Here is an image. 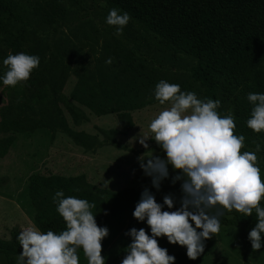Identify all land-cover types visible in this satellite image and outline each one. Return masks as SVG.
I'll return each instance as SVG.
<instances>
[{
	"label": "rangeland",
	"instance_id": "rangeland-1",
	"mask_svg": "<svg viewBox=\"0 0 264 264\" xmlns=\"http://www.w3.org/2000/svg\"><path fill=\"white\" fill-rule=\"evenodd\" d=\"M15 1L25 24L9 20L8 33L15 37L26 30L34 45L33 55L40 58L38 70L46 74L47 68L54 67L52 78L64 81L57 103L72 136L81 135L90 145L84 149L61 130L0 134V139L13 140L6 157L0 159V205L10 204L11 229L18 226L21 231L33 226L34 209L27 192L31 175L63 176L112 194L137 191L145 177L140 159L144 163L152 157L166 159V153L153 139L146 141L147 149L139 142L141 136L151 135V121L171 107V101L161 105L156 100V85L161 80L178 84L181 92L195 93L198 99L202 98V89L190 76L194 59L173 53L155 34L145 32L138 47L133 43L118 44L116 28L106 23V17L114 8L105 1ZM109 59L111 63H107ZM140 104L145 106L138 107ZM5 105L0 89V110ZM95 105L125 110L132 127L127 129L130 122L127 118L121 121L117 113L97 115L92 109ZM222 105L219 115L224 117L229 114V101ZM243 152L256 150L243 147ZM256 155V166L264 181V156L260 152ZM168 171L169 176L161 182L159 190L153 187L151 177L146 181V188L162 205L163 197L171 194L174 207L169 209L164 205L162 210L175 211L181 206L183 181L173 184L172 178L179 173L173 168ZM139 200L134 205L125 201L110 203L105 224L109 235L102 241L105 264H121L127 255L126 247L132 242L131 237L125 235L131 228H144L151 235L146 219L140 222L133 217ZM98 206H103L100 197ZM260 207L264 208V201L260 202ZM211 214H216V210ZM219 216L230 217V212L224 210ZM3 232L0 229V234L4 235ZM157 241L175 257L174 264H264V251L246 252L239 231L234 227L220 228L215 236L207 239L204 252L192 262L182 256L187 253L186 247L173 245L166 237H158ZM0 264H5L1 256ZM79 264H87L84 253L79 256Z\"/></svg>",
	"mask_w": 264,
	"mask_h": 264
},
{
	"label": "trees",
	"instance_id": "trees-1",
	"mask_svg": "<svg viewBox=\"0 0 264 264\" xmlns=\"http://www.w3.org/2000/svg\"><path fill=\"white\" fill-rule=\"evenodd\" d=\"M110 7L118 9L121 14L128 13L130 20L117 35V43H133L138 47L143 42L147 31L160 38V43L173 53L192 57L195 64L190 68V76L202 89L200 100H219V113L222 103L229 101L228 109L235 122L234 134L243 135V147L256 150L264 156V131L254 132L247 126L254 107L247 99L249 93L264 94V0H102ZM21 9L15 0H0V89L6 105L0 110V134L26 133L46 129L51 132L61 130L72 136L64 114L57 103L58 91L63 80L53 79L54 67L40 72L32 70L30 78L15 87L3 84V78L9 70L3 64L8 55L25 53L33 55L34 45L26 30L15 37L8 33V21L14 20L25 24L19 15ZM62 72V71H61ZM140 104L138 107H143ZM97 115L117 113L120 120L129 116L119 107H92ZM83 135V134H82ZM84 149L81 135L72 136ZM12 138L0 139V158L6 157L12 145ZM242 147V148H243ZM172 166L169 165L168 169ZM149 176L144 177L141 186L135 192L94 190L92 186L70 178L49 174L31 175L28 179V197L34 209L32 222L42 233L53 231L56 234L66 230V222L57 212V203L53 197L57 191H63L64 197L86 199L95 207L90 211L95 215L99 227H105L107 211L111 202L125 201L134 205L141 198ZM2 180H0L1 182ZM99 197L103 206H98ZM264 199L261 200V203ZM220 228L234 227L239 231L244 249L248 253L264 251V234L262 247L253 251L248 233L257 221L255 210L251 216H245L236 210L230 217L219 216ZM201 231V230H200ZM20 231L13 227L10 239H0V256L5 264H17L22 246L17 240ZM204 241V244H206ZM83 253L78 249V257ZM182 256L188 261L193 260Z\"/></svg>",
	"mask_w": 264,
	"mask_h": 264
},
{
	"label": "clouds",
	"instance_id": "clouds-1",
	"mask_svg": "<svg viewBox=\"0 0 264 264\" xmlns=\"http://www.w3.org/2000/svg\"><path fill=\"white\" fill-rule=\"evenodd\" d=\"M118 11L111 9L106 23L116 28V35H121L130 16ZM39 63L40 58L35 55H8L3 61L9 69L3 84L15 87L27 81ZM155 98L161 105L171 101V107L151 121V135L141 136L139 142L147 149L146 141L153 139L166 153V159L152 157L147 163L140 159V167L152 178L157 190L169 176L168 166L177 170L179 174L172 178V183L183 181L181 206L175 211H163L164 205L174 207L172 195H165L162 205L145 188L133 217L140 222L146 219L151 235L144 228L135 227L125 233L132 242L126 247L127 255L121 264H174L175 257L159 246L158 237L186 247L187 257L197 259L204 252V241L219 232V215L224 210H236L245 216H251L255 210L258 222L248 233V239L254 252L260 250L264 234V208L260 207L264 181L256 166L260 145H256V152L241 153L245 137L234 134L236 125L231 113L224 117L218 114L219 100L202 101L195 93L181 92L178 84L164 80L156 85ZM247 99L254 105L247 126L257 133L264 131V94L249 93ZM53 201L66 222V230L56 234L42 233L35 226L23 228L17 236L23 249L17 264H79L78 249L83 250L87 264H105L102 241L109 230L97 225L90 211L95 205L86 199L65 198L63 191H57ZM213 209L216 214H211Z\"/></svg>",
	"mask_w": 264,
	"mask_h": 264
},
{
	"label": "crops",
	"instance_id": "crops-1",
	"mask_svg": "<svg viewBox=\"0 0 264 264\" xmlns=\"http://www.w3.org/2000/svg\"><path fill=\"white\" fill-rule=\"evenodd\" d=\"M1 159V158H0ZM0 198H2V196H0ZM8 208H10V204L6 205L4 207V205H0V229L2 231H4V235L3 234H0V239H3V240H8L10 239V229H11V226L9 224V218H8ZM14 225V224H13ZM32 225L34 226V224L32 223ZM14 227H17L18 226H14ZM19 229V228H18Z\"/></svg>",
	"mask_w": 264,
	"mask_h": 264
}]
</instances>
